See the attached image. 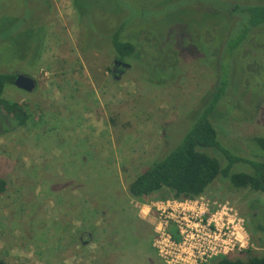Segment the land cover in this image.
<instances>
[{
  "label": "rangeland",
  "instance_id": "1",
  "mask_svg": "<svg viewBox=\"0 0 264 264\" xmlns=\"http://www.w3.org/2000/svg\"><path fill=\"white\" fill-rule=\"evenodd\" d=\"M249 1L261 0L231 3ZM227 6V0H50L46 14L42 0H0V25L21 16L25 35L36 33L41 43L35 60L15 61L12 69L35 78L36 88L14 84L3 93L32 117L0 135V176L9 182L0 194V258L10 264H163L153 248V221L158 201L175 197L161 191L138 199L128 186L182 141L215 85L216 65L234 76L227 110L214 116L221 140L253 158L260 149L254 138L264 137V35L246 45V55L241 45L233 48L226 41L234 21L224 17ZM122 22L146 50L116 79L110 49L85 52L82 40L98 47ZM27 41L16 45L24 52ZM10 50L1 45L0 70L6 71ZM244 165L250 167L237 163L235 170ZM202 195L245 220L250 245L230 257L264 255L256 231L264 236L263 191L218 177Z\"/></svg>",
  "mask_w": 264,
  "mask_h": 264
},
{
  "label": "trees",
  "instance_id": "2",
  "mask_svg": "<svg viewBox=\"0 0 264 264\" xmlns=\"http://www.w3.org/2000/svg\"><path fill=\"white\" fill-rule=\"evenodd\" d=\"M42 1L45 4L44 12L46 13L50 0ZM227 2L228 6H233V10H229L227 6L224 17L227 20L234 19V21L229 25L226 41L228 40L233 48L238 49L241 45V51L245 54L246 45L252 39H258L264 35V1L235 2V4H232L231 0H227ZM213 4L210 5L213 7ZM241 14L244 16L243 19L238 17ZM6 18H9V15L5 16L4 21ZM22 23L23 19L20 16L13 18L10 24L4 26L3 23L0 25V47L3 45L6 46V49H11L9 60H6V71L0 70V135L27 125L32 117L24 104L3 96L5 88L8 85H14L19 74L12 71L17 64L15 61L31 62L37 58L35 54L40 50L41 43L37 34L34 32L35 35L26 36L25 31L20 28ZM235 24H238L235 35L231 37L230 30L231 27L235 29ZM127 27L126 22L120 23L111 38H106L105 42H102L98 47H91L90 45L86 47L82 40L84 51L88 52L91 49L104 51L102 47L106 48V45L111 51L109 54L114 56L113 63L114 59H118L130 63L133 68L134 59L145 57L143 51L146 49L143 46L145 45L143 44L144 41L140 37L132 36V31L128 30ZM134 32L138 33V31ZM22 38H28L27 48L24 52L16 45L17 40H22ZM209 41L204 37L206 44L209 43L210 45L211 41ZM179 46L182 47V43ZM0 64L4 65V61L1 59ZM226 68L220 64L216 65L215 85L202 99L195 117L191 120L190 129L182 141L170 153L167 152L165 157L151 163L129 183L128 191L132 197L144 199L155 193L167 191L175 198H193L205 193L208 186L218 177L227 178L236 188H250L264 192V156L261 153L264 152V137L254 138V142L258 144L260 149L257 156L249 158L244 153L231 150L228 144L221 140L219 127L214 121V118L218 117L217 115L224 116L223 111L226 112L227 110L225 96L228 95L227 92L234 76L230 70L226 74ZM237 163L248 164L250 167L244 165V167H240V170H235L238 169V167H234ZM8 187V180L0 176V194L6 192ZM256 231L264 244L262 229L258 228ZM174 236L176 239L179 238L176 232H174ZM0 264L10 263L0 258ZM208 264H264V255H254L248 259L222 255L212 259L211 263Z\"/></svg>",
  "mask_w": 264,
  "mask_h": 264
},
{
  "label": "built area",
  "instance_id": "3",
  "mask_svg": "<svg viewBox=\"0 0 264 264\" xmlns=\"http://www.w3.org/2000/svg\"><path fill=\"white\" fill-rule=\"evenodd\" d=\"M153 225V248L163 264H208L250 245L244 218L204 195L158 201Z\"/></svg>",
  "mask_w": 264,
  "mask_h": 264
},
{
  "label": "water",
  "instance_id": "4",
  "mask_svg": "<svg viewBox=\"0 0 264 264\" xmlns=\"http://www.w3.org/2000/svg\"><path fill=\"white\" fill-rule=\"evenodd\" d=\"M14 84L25 91L32 92L36 88L37 80L26 74L19 73Z\"/></svg>",
  "mask_w": 264,
  "mask_h": 264
},
{
  "label": "flooded vegetation",
  "instance_id": "5",
  "mask_svg": "<svg viewBox=\"0 0 264 264\" xmlns=\"http://www.w3.org/2000/svg\"><path fill=\"white\" fill-rule=\"evenodd\" d=\"M113 67H112V75L116 79L122 78L130 69H132V65L130 63L114 59Z\"/></svg>",
  "mask_w": 264,
  "mask_h": 264
}]
</instances>
